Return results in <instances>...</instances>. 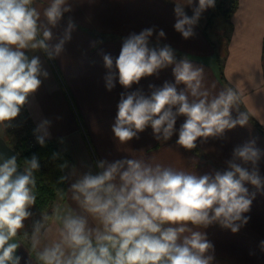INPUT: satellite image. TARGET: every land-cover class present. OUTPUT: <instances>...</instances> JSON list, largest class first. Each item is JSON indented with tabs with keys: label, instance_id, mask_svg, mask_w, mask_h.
<instances>
[{
	"label": "clouds",
	"instance_id": "obj_1",
	"mask_svg": "<svg viewBox=\"0 0 264 264\" xmlns=\"http://www.w3.org/2000/svg\"><path fill=\"white\" fill-rule=\"evenodd\" d=\"M174 3V28L188 39L195 35L193 29L202 13L214 8L216 0ZM34 4L35 0H0V125L4 128L13 126L40 88L41 77L49 76L40 57L27 53L42 51L48 59H55L76 27L69 17L63 37L51 44V29L72 11L71 4L48 0L42 12ZM185 5L192 8L191 17ZM155 31L153 26L130 33L115 60L110 54L103 55L108 91L117 79L127 90L174 65V83L149 85L147 95L139 89L120 94L112 126L116 140L126 144L150 126L156 140L167 141L177 133V118L183 116L176 143L193 150L198 140L205 142L237 125L245 126L247 111L235 118L231 114L240 104L239 92L224 87L213 94L204 84L202 67L187 58L177 61L170 45L149 47ZM162 38L165 32L161 29L157 43ZM181 84L184 87L178 90ZM50 124L42 119L34 129L42 147L50 138ZM57 155L53 153V159ZM262 157L264 152L255 140L245 142L233 149L224 171L199 176L143 159L98 161L95 174L91 170L80 174L66 191L57 188L60 198L70 194L80 211L57 205L51 215L42 212V219L34 221L31 233L24 231L23 237L38 264H212L214 245L204 232L193 228L218 224L235 234L249 222L244 214L250 211L256 192L264 191ZM0 161V264H20L17 238L36 205L35 173L40 162L35 154L24 159L23 166L16 156H0ZM68 167L67 163L60 165L62 171ZM70 175H77L74 166ZM69 178L61 176L58 183ZM246 184L256 192L250 193ZM52 224L59 225L58 238L48 242Z\"/></svg>",
	"mask_w": 264,
	"mask_h": 264
},
{
	"label": "crops",
	"instance_id": "obj_2",
	"mask_svg": "<svg viewBox=\"0 0 264 264\" xmlns=\"http://www.w3.org/2000/svg\"><path fill=\"white\" fill-rule=\"evenodd\" d=\"M47 2L35 0L33 6L42 12ZM174 2L182 4L186 0H69L72 11L65 13L57 27L51 29L53 39L50 43L54 45L63 37L69 17L76 25L61 55L48 59L42 51L27 53L40 57L49 76L41 77L42 84L30 98V104L22 109L23 115L34 129L42 119L49 120L50 138L46 139L63 141L61 148L72 161L66 171L70 177L66 190L80 174L89 170L94 174L98 172L97 162L101 160L143 159L199 176L224 171L225 161L231 158L233 149L245 142L255 140L256 146L264 152V137L252 123L253 119L264 127V0H238V7L228 20L217 15L208 22L210 8L207 9L194 26L195 35L188 39L174 28L177 19ZM184 10L188 16L193 15L190 6L185 5ZM153 26L156 31L149 47L170 45L177 61L187 58L194 66L202 67L204 84L213 94L224 87L239 92L240 104L231 114L235 118L239 112L247 111L249 121L245 126L237 125L205 142L198 140L193 150L176 143L179 126L185 120L183 116L177 118V133L167 141L156 140L150 126L138 133V139L133 138L126 144L116 140L112 126L120 94L139 89L147 95L151 91L149 85L162 87L166 81L174 83V65L142 78L139 84L127 90L117 79L116 86L108 91L104 81L108 70L103 55L110 54L115 60L125 37ZM161 29L165 38L157 43V33ZM177 87L179 90L184 85ZM0 134L12 147L13 141L5 133ZM73 166L76 176L70 175ZM260 171L264 176V157L260 161ZM245 186L250 193L256 192L251 184ZM57 205L80 211L67 193L63 199L55 201L53 208ZM244 215L250 217L249 222L235 234L218 224L193 228L204 232L214 245L210 253L214 256L212 264H264L261 248L264 191L256 192L250 211ZM41 219L42 215L34 217L32 214L17 238L21 243L16 251L21 257L20 264H38L23 232L31 233L34 221ZM58 227V224L51 225L48 242L58 238Z\"/></svg>",
	"mask_w": 264,
	"mask_h": 264
},
{
	"label": "trees",
	"instance_id": "obj_3",
	"mask_svg": "<svg viewBox=\"0 0 264 264\" xmlns=\"http://www.w3.org/2000/svg\"><path fill=\"white\" fill-rule=\"evenodd\" d=\"M238 7V0H216L215 7L210 8L207 21L221 15L225 19H230L232 14ZM221 78H223L221 73ZM243 110V109H242ZM253 125L264 137V127L252 119ZM24 133L19 134L12 145L17 153V161L23 166V160L36 155L39 158L40 168L35 173L37 177V201L34 209L45 212L51 215V210L57 199H61L57 192V188H62L66 191V182L59 184V178L66 175L68 168L63 171L60 165L67 163L71 165V158L67 156L62 148L60 139H46L45 145L42 147L34 135V127L32 123L26 118L23 126ZM53 153L58 154L53 159ZM65 197V195H64Z\"/></svg>",
	"mask_w": 264,
	"mask_h": 264
},
{
	"label": "rangeland",
	"instance_id": "obj_4",
	"mask_svg": "<svg viewBox=\"0 0 264 264\" xmlns=\"http://www.w3.org/2000/svg\"><path fill=\"white\" fill-rule=\"evenodd\" d=\"M25 124V117L23 115V111H21L20 116L16 119V121L13 122V126L9 128H4L2 125H0V133H2L9 138V140H12L14 143L15 138L22 133H24L23 126ZM13 143L11 145H13ZM30 211L32 212L34 217H38L42 215V212L31 208ZM41 214V215H40Z\"/></svg>",
	"mask_w": 264,
	"mask_h": 264
},
{
	"label": "water",
	"instance_id": "obj_5",
	"mask_svg": "<svg viewBox=\"0 0 264 264\" xmlns=\"http://www.w3.org/2000/svg\"><path fill=\"white\" fill-rule=\"evenodd\" d=\"M0 156H3L5 159L12 156H17L16 150L11 147L6 140L0 134ZM3 161H0L2 163ZM22 171V169H21Z\"/></svg>",
	"mask_w": 264,
	"mask_h": 264
}]
</instances>
